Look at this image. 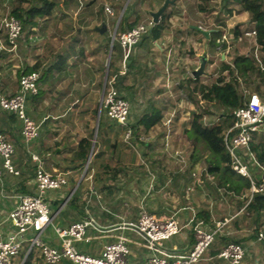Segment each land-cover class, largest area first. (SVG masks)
<instances>
[{
	"label": "crops",
	"instance_id": "crops-1",
	"mask_svg": "<svg viewBox=\"0 0 264 264\" xmlns=\"http://www.w3.org/2000/svg\"><path fill=\"white\" fill-rule=\"evenodd\" d=\"M169 1L159 37L153 40L147 34L132 47L129 58L123 60V57L115 56L113 59V72L123 77L118 91L130 106L129 126L136 125L140 115L145 113L160 112L164 118L170 109L173 113L183 110L179 109L182 107L179 96H187V82L194 80L191 73L198 67L194 66V59L199 65V56L206 49L208 64L211 33L221 28L220 22L211 30L203 26L208 14L198 12L197 0ZM205 1L208 7L213 0ZM225 1L218 0V12L224 8ZM164 2L138 0L127 13L129 21L136 17L139 19L137 24L150 20L151 13L158 11ZM93 3L79 16L80 26L68 33L56 49L48 47V43L41 52L33 49L34 45L30 46L39 38L49 40L48 32L53 29L49 19L31 28L32 34L28 35V42H31H26L28 46L24 50L28 58L21 66L33 68L39 63L41 67L37 71L40 75L38 95L26 104V113L38 126L39 136L24 146L22 124L9 119L0 109V133L14 146L12 165L17 173L4 171L0 160V226L3 232L9 230L4 221L17 205V197L34 193V171L39 163L46 173L67 180L65 187L46 193L52 224L63 229L84 219L94 221L95 229L87 231L89 242L75 244L85 255L98 257L103 246L124 237L128 240L129 261L143 262L148 255L143 240L127 225L136 223L144 209L158 220L170 216L177 220L179 234L165 243L171 254L183 256L191 251L194 245L192 227L196 223L201 222L208 230L216 222L227 219L228 235L238 240L245 251L244 263L264 264V241L256 237L259 233L264 235V228L253 229L254 220L246 217V204L242 205L247 199L244 198L246 194L236 195L228 190V184L219 187L218 177L210 174L206 166L196 171L194 165L199 159L193 153L184 158L187 165L182 169V164L173 155L156 148L163 145L161 138L154 137L139 144L140 154L135 155L123 143L124 137L119 136H122L120 127L106 121L100 109L101 92L108 80L111 38L124 9L118 13L113 0ZM73 4L78 5V0H59L61 7L55 15L66 13ZM105 6L110 7L113 18L119 14L117 21L102 18L101 13L106 14ZM82 16L85 21H81L84 20ZM2 20L0 11V25ZM249 26H253V22H249ZM38 31L42 32L41 36ZM203 31L208 32V37L202 34ZM87 40L92 45L90 52L89 46H84ZM20 46L19 50L23 49ZM197 48H201V53L196 52ZM31 51L33 57L30 59ZM17 63L5 42V33L0 29V93L7 97L18 88ZM174 97L178 103L169 99ZM186 105L188 114L191 106H188L187 98ZM101 114L103 124L99 128ZM166 122L167 119H162L151 130L167 127ZM139 129L143 130V127L139 126ZM83 140L90 141L84 162L79 156ZM174 147L175 143H172L171 150ZM32 155L38 158V163L31 159ZM86 165L89 169L84 172ZM223 176L229 179V174ZM74 194L77 199L75 205L70 206ZM43 234L48 246H59L52 229ZM208 252L196 264H226ZM30 264H42L37 251ZM57 264L72 263L62 260Z\"/></svg>",
	"mask_w": 264,
	"mask_h": 264
},
{
	"label": "built area",
	"instance_id": "built-area-1",
	"mask_svg": "<svg viewBox=\"0 0 264 264\" xmlns=\"http://www.w3.org/2000/svg\"><path fill=\"white\" fill-rule=\"evenodd\" d=\"M104 11L110 16L114 15L110 7L105 6ZM256 24L253 22V26L244 32L246 37L256 38ZM155 25L150 19L127 31L117 35L116 32L113 34L112 43L116 41L122 49L123 60L128 58L132 47L143 36L147 35ZM0 29L7 37L10 51L16 50L17 41L22 33L20 21L11 15H7L3 18ZM222 42L217 41V43ZM256 51L255 47V59L259 67L264 70V65L257 57ZM39 78L40 75L36 71L22 75L18 80L17 91L12 96L7 97L0 93V109L18 117L22 124V140L26 145L39 136L38 126L29 119L26 113L27 96L37 95ZM114 82V77L104 82L100 109L105 112L110 120L124 129V140H129L132 136L129 128L130 106L128 101L119 95ZM232 115L235 118V123L224 134L223 145L230 156L232 170L250 182V201L254 194L264 192V182L263 180L256 182L252 178L249 166L242 160L241 152L248 147L253 135L258 133L264 124V98L262 99L257 93L250 94L246 103L234 110ZM13 155L14 146L9 138L0 133L1 168L10 174H17L12 165ZM31 159L38 163L36 156L32 155ZM86 170L87 165L84 172ZM34 185V194L18 196L17 205L8 213L4 222L9 226V230L4 233L0 226V264H13V258L19 254L24 243L28 244L24 259L32 250L36 249L43 264H57L62 260L72 264H196L203 259L204 254L216 237L223 234V229L228 223L227 219L216 222L208 230L203 227L201 222L196 223L192 227L194 245L191 251L186 255L178 256L169 253L165 248V242L180 232L177 220L173 216L158 220L146 210L141 209L136 223L127 225V228L136 232L143 240L142 245L148 252L143 262L129 261L128 240L124 237H119L116 242L103 246L98 257H91L79 252L75 244L89 242L87 231L91 228L95 229L92 219H84L63 229L52 224L53 219L46 202V193L65 187L67 185L65 177L52 176L46 173L38 163L35 170ZM48 228L53 230L59 241V246L56 248L48 246L42 240V235ZM257 238L262 240L263 235L259 233ZM244 257L243 247L233 242L225 245L216 256L217 259L226 264H245Z\"/></svg>",
	"mask_w": 264,
	"mask_h": 264
},
{
	"label": "trees",
	"instance_id": "trees-1",
	"mask_svg": "<svg viewBox=\"0 0 264 264\" xmlns=\"http://www.w3.org/2000/svg\"><path fill=\"white\" fill-rule=\"evenodd\" d=\"M97 0H94L95 2ZM239 4L241 11L247 15L248 22H256V38L252 39L254 45L256 46V53L259 60L264 65V0H235ZM59 0H16L10 7V15L15 19L19 20L22 24V33L17 41L18 50L21 43L28 42V35L32 34L31 28L38 26L40 23L45 22L59 10ZM126 9L124 10L120 21L117 26L116 35L127 31L137 25L139 21L138 17L132 22L129 21L130 17L126 14ZM230 14L232 11L227 9ZM204 12V8H202ZM166 14L163 13L157 25H155L149 32L148 35L156 40L164 26ZM221 32L219 30H214L211 33L210 43H214V47H217V39L221 37ZM233 32L236 37L242 34L239 31V26L234 27ZM147 35V36H148ZM141 41V40H140ZM139 41V42H140ZM5 42L8 47H10L7 37L5 35ZM226 44L221 45V49H225ZM252 51H255V47H252ZM111 58L108 69V80L113 78L115 75V88L120 90V80L123 78L113 72V59L114 56L118 58L123 57L122 49L116 41L112 43L111 48ZM132 50V49H131ZM12 51H10L11 53ZM252 52V53H253ZM246 53L244 55H238L232 59V61L227 62L222 61L220 68V76L216 78L215 82L209 87H201L199 90L200 100L205 102L206 105H211L214 112H209L206 110H201V113L192 112V119L190 122V128L186 130V135L189 139H192L194 144H201L202 147L209 154L208 163L206 166L207 171L218 177V186L223 187L228 184V190L232 191L236 195H245L244 210L248 214L247 218L253 219V229L264 228V192L254 194L252 199L249 201V188L250 182L248 179L243 178L236 174L230 166V156L223 145V137L226 131L231 128L235 123V118L232 115L233 111L239 107H242L248 97L252 93H257L262 99L264 98V93H262L261 87L264 86V70H262L254 54ZM131 54V51H130ZM129 54V56H130ZM128 56V58H129ZM41 64L38 63L37 66L33 68H27L26 66H21L17 69L15 74V79L18 83L19 78L22 75L31 73L33 71H38ZM223 72H227L228 78L222 76ZM241 80V81H239ZM198 79L189 80L188 86L185 88L187 96L189 99L196 100V88L195 84ZM243 84V85H242ZM245 87V88H242ZM245 90L248 91L247 97L245 95ZM119 93V91H118ZM38 95V94H37ZM37 95H28L26 99V104L29 100L37 97ZM120 95V93H119ZM121 96V95H120ZM122 97V96H121ZM123 98V97H122ZM8 115L9 119L17 120L20 122L18 117L10 112L2 111ZM103 112V111H102ZM106 121L117 125L114 121L110 120L105 114ZM207 115L211 119L206 123L203 117ZM163 119V114L160 112L153 111L151 113H145L140 115L136 125H130L129 128L132 129L133 133L139 129V126L143 127L144 132H149L151 128L161 123ZM206 121V120H205ZM21 123V122H20ZM103 124L102 114L99 119V128ZM118 126V125H117ZM257 134V133H256ZM253 135L251 142L246 149L241 152L242 160L249 166V171L252 178L257 182L263 180L264 182V143H255ZM38 138V137H37ZM36 138V139H37ZM34 139V140H36ZM24 146L26 144L22 140ZM31 143V142H30ZM28 143V144H30ZM90 149V141L83 140L80 143L79 156L84 162L86 156ZM15 151V150H14ZM89 166L87 167V170ZM224 174H229V179H225ZM35 176V171H34ZM35 192V185H34ZM246 192V193H245ZM34 194V193H33ZM243 198V199H244ZM77 199V195L74 194L71 198L70 206H74V202ZM241 205V206H242ZM207 217V215H205ZM205 217V218H206ZM245 217V216H244ZM214 226V225H213ZM211 225V228L213 227ZM229 223H227L223 229V234L216 237L215 241L208 248L206 253L211 254L212 257L216 258L217 254L222 250V248L230 242L240 244L238 240L233 239L228 235ZM258 237V235H256ZM260 241H264L263 239ZM217 247V248H216ZM221 247V249H219ZM26 249H23L26 252ZM205 253V254H206ZM23 254L21 258L23 257ZM34 255V250H32L27 257L24 259L23 264H30V260ZM217 259V258H216ZM41 260V259H40ZM219 260V259H217ZM222 261V260H221ZM224 262V261H223ZM42 263V261H41ZM43 264V263H42Z\"/></svg>",
	"mask_w": 264,
	"mask_h": 264
},
{
	"label": "rangeland",
	"instance_id": "rangeland-1",
	"mask_svg": "<svg viewBox=\"0 0 264 264\" xmlns=\"http://www.w3.org/2000/svg\"><path fill=\"white\" fill-rule=\"evenodd\" d=\"M16 0H0V11L2 12V19L6 17L7 15H10V7L13 3H15ZM91 0H78V5H72L66 9V13L64 14H56L55 16H52L49 18V22L53 26V29L51 32H48V35H50L49 40H42L41 38L37 39L34 41L35 43H31V40L28 42L30 46H32L33 49L40 51L42 48L46 47V43H48V47H51L53 49H56L58 46H60L61 42L63 41L62 39H65L68 33L75 31L78 26H80V20L78 19L82 13L87 12V9L90 7L91 4H94L93 1L90 2ZM106 1V0H105ZM112 1V0H107ZM114 4L116 5V10L117 12H121L122 9H126V14L130 12L133 8L134 5H136L138 0H113ZM196 1V0H195ZM198 1V6L200 10L198 12L202 11V8H206L204 11L206 14H208V18H210V21L207 19L203 20V26L207 28L208 30L213 29L214 27H217L216 25L220 22L221 28L219 31L221 32V37L217 39V41H223L222 43H217V47H214V43L209 44V62L206 65L205 71L206 75H201L197 77L198 81L195 84L196 88V100L189 99L188 96H185L188 100L189 105L191 106V111L187 114L186 110V98L183 96H179V102H181L182 107L179 109H183L180 112L173 113L172 109L169 110V112L164 115L163 120L165 121L167 119L168 125L167 127H159L158 129H153L149 132H144L142 129H138L133 133L132 129V136L130 137L129 140H124L123 138V143L127 144L129 147V150L134 153L135 155L140 154L139 153V144L141 143H146L149 139L151 138H161L163 140V145L157 146V149H162L163 153L165 154H171L173 155L175 160H178L180 164H182V169L184 168L185 165H187V162H185L187 159V155L190 154H195L196 158L199 159L195 165L194 168L196 171L202 170L205 166H207L208 159H209V154L207 151L202 147L201 144H194L192 139H189L186 135V130L190 128V122L192 119V112H197L201 113V110H206L209 112H214L212 110L211 105H206L205 102L201 101L199 98V90L201 87H209L211 84H213L216 80L217 77H219L221 74L220 68L222 65V61L226 60L227 62L232 61V59L238 55H244L246 53H252V47H256L254 45V42L251 38H248L244 35V32L247 31L250 26L248 22V18L246 17L245 13L241 11V8L235 0H226L224 4V8L218 12V0H213L210 2L209 6L207 7L206 1L205 0H197ZM162 6V5H161ZM61 7V6H59ZM63 8V7H62ZM209 8V9H208ZM99 12L101 13L100 7H98ZM230 9L232 12L229 14L228 10ZM123 10V12H124ZM122 12V14H123ZM214 13V14H213ZM102 18H107V20L111 21L112 19H116L117 21L119 14L113 18V16L108 15L107 13L103 15L101 13ZM207 16V15H206ZM84 17V16H82ZM84 20L81 21H85ZM87 23V21H86ZM116 23V22H115ZM239 26V31L242 32L239 37H236L233 29L234 27ZM38 30V29H37ZM42 33V32H40ZM38 31V34H40ZM41 36V34H40ZM147 36V35H146ZM145 37V36H143ZM142 37V38H143ZM85 39V38H84ZM86 41V40H85ZM225 43L226 47L225 49H221V45ZM22 46V45H21ZM20 46V47H21ZM28 45L24 43L22 46L23 49L18 48V50H13L11 54L15 56L17 61L18 69L21 67L22 62L26 61L28 56H25V48ZM87 48L89 46V51L92 50V45L90 46L89 41L85 42V45ZM197 53H201V48H197ZM254 54V52L252 53ZM190 56L193 54L189 53ZM33 57V52H30V59ZM88 58L90 56H87ZM115 57V56H114ZM88 62V61H87ZM194 66H198V60L194 59ZM190 66V65H189ZM222 76H225L228 78L227 72H223ZM241 81V80H239ZM243 85V84H242ZM242 88H245L242 86ZM262 93H264V86L261 87ZM245 95L247 97L248 91L245 90ZM172 101H175L178 103L177 98H169ZM190 110V109H189ZM205 120L204 122H208L211 117L204 115L203 117ZM172 122V124H171ZM122 136L119 134L120 137L125 136V131L124 129L120 128ZM255 143L263 142L264 143V129H260L259 132L256 134L254 137ZM138 143V144H137ZM172 143H175V147L170 148V145ZM154 149V148H153ZM156 150V149H154ZM51 228H48L47 231H45V234H48L50 232ZM42 240L44 241V234L42 235ZM45 242V241H44ZM166 243V242H165ZM28 247V244L24 243L22 249L20 250L19 254L13 258L12 263L13 264H21L23 261L24 255L23 254L25 248ZM37 250L34 249V252ZM23 254V257L21 258ZM205 256V254H204ZM203 256V257H204Z\"/></svg>",
	"mask_w": 264,
	"mask_h": 264
},
{
	"label": "water",
	"instance_id": "water-1",
	"mask_svg": "<svg viewBox=\"0 0 264 264\" xmlns=\"http://www.w3.org/2000/svg\"><path fill=\"white\" fill-rule=\"evenodd\" d=\"M170 3L171 2L169 0H165L162 7L158 11L151 13V19L156 25L158 24L161 15L166 10L167 5H169ZM202 34L205 37H208V32L203 31ZM111 48H112V40L110 42V49ZM206 65H207V53H206V49H204L203 53L199 56L198 67L195 70H193L191 73L192 76L194 77V79H196L197 77H199L201 75H206V71H205ZM22 264H23V262H22Z\"/></svg>",
	"mask_w": 264,
	"mask_h": 264
}]
</instances>
